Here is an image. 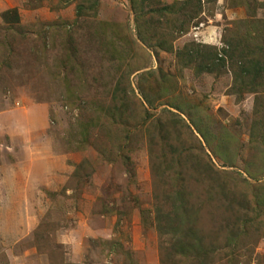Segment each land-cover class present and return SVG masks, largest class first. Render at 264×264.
<instances>
[{
    "label": "rangeland",
    "instance_id": "1",
    "mask_svg": "<svg viewBox=\"0 0 264 264\" xmlns=\"http://www.w3.org/2000/svg\"><path fill=\"white\" fill-rule=\"evenodd\" d=\"M181 1L191 0H153L154 9ZM239 1H203L182 35L155 15L154 27L141 29L156 33L148 47L138 38L131 0H100L97 13L81 18L80 0H0V264H174L163 258L156 209L170 212L165 200L180 183L192 194L189 208L200 211L208 248H225L223 228L233 216L207 202L209 178L182 161L162 175L175 132L168 140L158 120H166L164 109L180 114L170 107L175 101L208 108L215 144L234 137L238 152L233 167L205 146L209 157L233 187L253 190L264 174H247L250 163L248 170H258L249 133L264 109L255 115L254 94L239 102L229 92L232 72L183 68L160 43L220 51L227 40L246 41L254 35L247 26L264 21V0H247L250 8ZM14 9L18 24L4 19ZM116 86L129 99L125 119L113 112ZM179 129L186 145L199 146ZM203 153L197 149L208 162ZM234 211L233 221L241 216ZM223 251L213 264H228ZM235 256V264H264V225Z\"/></svg>",
    "mask_w": 264,
    "mask_h": 264
},
{
    "label": "trees",
    "instance_id": "2",
    "mask_svg": "<svg viewBox=\"0 0 264 264\" xmlns=\"http://www.w3.org/2000/svg\"><path fill=\"white\" fill-rule=\"evenodd\" d=\"M203 1L205 0L174 2L160 9H154L153 0H131V7L136 13L139 40L146 46H151L150 38H155L156 33L151 35L153 30L149 32L141 29L142 27H154L152 20L158 15L157 20L164 19L171 24V28L177 34H184L203 13ZM99 2L100 0H80L76 7L78 17L85 16L89 11L97 13ZM69 4L70 1L64 2V6ZM236 4L245 7L250 6L247 0H240ZM143 14L147 16H143ZM169 15L173 17V20L169 19ZM19 17L17 9L7 11L4 14L6 21L13 20L15 24L19 23ZM249 27L253 28L254 33L251 38H247L244 42L227 40L225 41L226 46L220 51L211 45L196 42L186 44L182 49L175 51L173 45L166 46L165 40L160 43V48L165 52L174 53L183 68H195L199 74L232 72L233 83L229 92L235 95L239 102L245 94H254L255 115H257L258 113L261 114L260 109H264V21H258L255 25H248L247 28ZM248 35L250 36V34ZM114 91L116 95L114 101H119L120 105L114 106L113 112L121 119H125L129 108L127 93L119 91L117 86ZM144 99L147 105L153 108L152 101L146 95H144ZM170 107L180 114L164 109L166 120H158L159 131L167 129L165 134L168 140H172L175 132V137L169 145V157H166L163 162L162 175L173 170L174 164L191 163L193 168H197L194 169L195 173L203 176L204 181L207 177L210 180L205 187V191L208 193L207 202H213L217 205L218 210L220 209L225 214H231L233 217L229 225L227 224L223 228L225 248L222 246L218 250L208 248L204 236L206 232L198 226L199 218H201L200 211H193L192 208H189L188 199L192 194L187 193L184 183H180L165 200L171 208L170 212L165 213L160 208L156 209L157 229L160 238L163 239V244L167 246L168 252L164 254L163 258L166 262L172 261L174 264H180V260L184 259H190L191 264H213L212 257L222 249L225 257L230 258L227 263L235 264L237 260L235 255L240 243L256 232L261 233V226L264 225V185L254 186L253 190L240 188L239 191L237 190V187L241 185L239 182H237V186L233 187L228 180L221 176L222 172L217 169L216 164L209 157L205 146L215 157L224 160V163L229 164L230 167H233L232 164L238 152H234L233 149L234 137L225 139L223 143L215 144L217 136L210 132L215 120L207 113L208 108L205 109L202 104H189L187 101L181 104H176L175 101V103L170 104ZM145 113L149 115L150 112L146 110ZM186 117L188 122L184 120ZM178 126H180L179 128L185 127L190 138L196 141L199 146L196 147L193 143L186 145L182 140L181 129L177 128ZM249 136L251 158L254 157L257 160L253 167L258 170L255 173L248 170L252 166L250 163L247 174H249V178L256 179L258 172L264 174V111L262 117L252 124ZM160 139L162 143H165L163 136ZM174 139L176 140L175 143H173ZM198 148L205 152L203 155L209 159L208 162L202 161V157L197 154ZM183 172L185 171L182 166V169L178 170L177 173L180 176ZM246 182L248 183L247 179L244 180L245 184ZM187 195L189 196L188 199L186 198ZM235 209L241 211V216L233 221L238 214L237 211H234ZM251 242L249 241L246 246L250 245Z\"/></svg>",
    "mask_w": 264,
    "mask_h": 264
}]
</instances>
